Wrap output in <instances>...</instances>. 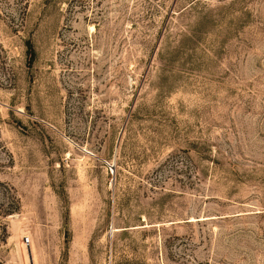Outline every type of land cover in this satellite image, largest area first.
Returning <instances> with one entry per match:
<instances>
[{
	"label": "rangeland",
	"instance_id": "1",
	"mask_svg": "<svg viewBox=\"0 0 264 264\" xmlns=\"http://www.w3.org/2000/svg\"><path fill=\"white\" fill-rule=\"evenodd\" d=\"M0 261L264 264V0H0Z\"/></svg>",
	"mask_w": 264,
	"mask_h": 264
},
{
	"label": "trees",
	"instance_id": "2",
	"mask_svg": "<svg viewBox=\"0 0 264 264\" xmlns=\"http://www.w3.org/2000/svg\"><path fill=\"white\" fill-rule=\"evenodd\" d=\"M27 51L29 53V61H28V63L30 64L32 59H33V57H34V49L32 47V43L29 40H27ZM0 264H4L3 261H0Z\"/></svg>",
	"mask_w": 264,
	"mask_h": 264
}]
</instances>
